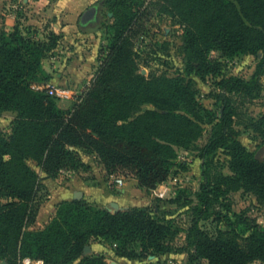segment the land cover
Here are the masks:
<instances>
[{"label": "trees", "instance_id": "16d2710c", "mask_svg": "<svg viewBox=\"0 0 264 264\" xmlns=\"http://www.w3.org/2000/svg\"><path fill=\"white\" fill-rule=\"evenodd\" d=\"M164 10H177L185 25V50L197 63L202 78H216L222 103L218 123L200 157L209 158L224 148L233 176L213 180L204 171L205 184L192 210L187 245L190 264H264V230L255 220L232 213L226 201L244 190L264 204V162L238 140L237 114L231 95L252 98L261 91L264 74V0H161ZM118 17L120 26L109 60L82 103L66 113L44 92L36 91L44 74L46 45L24 37L17 29L0 33V113L17 118L10 136L0 135V256L17 261L41 259L47 264H74L92 240L119 244L117 255L128 259L173 251V227L146 210H97L82 201H64L43 230L29 228L35 221L40 178L28 164L35 161L49 178L62 171L79 170V151L96 153L107 172L136 179L152 191L173 175L177 148L189 149L203 137L201 123L212 113L196 99L192 81L137 73L138 55L125 37L141 15L132 6ZM117 5V4H116ZM123 7V8H125ZM119 14V12H118ZM177 13L174 16H179ZM117 16V14H116ZM214 50L224 56L259 55L254 78L221 77ZM190 72L195 70L191 64ZM151 104L154 109L143 110ZM251 126L264 138V117ZM221 205L222 209L214 206ZM213 218L209 233L201 221ZM139 244L140 255L132 247ZM15 264V262H12ZM79 264H105L84 258Z\"/></svg>", "mask_w": 264, "mask_h": 264}, {"label": "rangeland", "instance_id": "374dc122", "mask_svg": "<svg viewBox=\"0 0 264 264\" xmlns=\"http://www.w3.org/2000/svg\"><path fill=\"white\" fill-rule=\"evenodd\" d=\"M120 2L132 6V12L141 15L131 32L125 35L138 55L137 73L148 79L165 77L192 81L198 103L210 111L212 117L205 115L201 123L203 137L197 143L189 149L177 148L173 175L152 191L141 188L136 179L110 175L100 157L92 152L79 151L84 166L79 170L62 171L58 178H51L50 182L35 161H28L39 175L41 185L34 206L35 221L29 229L40 231L50 223L57 214L58 206L64 202H59L62 199L60 192L71 187L68 184L76 175L90 179L93 185L100 184L101 179V183L108 184L115 200L101 204L93 198H76L72 201H82L94 209L112 214L133 209L146 210L155 219L173 227L176 236L171 245L174 249L169 253L128 259L116 254L119 244L92 240L74 264H79L86 257L102 259L105 264H190L188 228L193 208L201 205L198 194H201L205 184L204 171L209 172L213 180L219 175L233 176V173L224 148L207 159L200 157L201 146L207 143L218 123L222 103L217 100V79L210 76L202 78L196 69L197 63L189 59L184 46L185 25L177 10L173 14L164 10L162 6L165 4L161 0H0V33L17 29L24 37L46 45L42 60L44 74L40 75V83L35 84L34 89L50 96L58 109L70 113L82 103L109 60L120 30L117 18L127 11L124 5L122 8L119 6ZM94 8L97 9L95 20L84 24L87 13ZM175 13L179 16H174ZM210 57L220 64L221 77L233 76L251 81L262 56H224L222 52L214 50ZM190 64L195 67L192 72ZM260 82L261 91L256 96L246 98L232 94L230 97L237 111L233 128L239 133L238 140L264 162V138L251 126L254 121L264 117V74ZM55 90L60 93L65 91L70 98L51 95L50 91ZM142 109H154V106L147 104ZM16 118L14 112L0 113V135L12 134ZM117 179L132 183L128 187V194L118 192L122 184L117 183ZM5 201L0 198V205ZM117 201L125 202L124 206H119ZM226 201L231 203L232 213L246 215L264 230V204L256 195L240 190L232 192ZM214 207L222 209L218 204ZM200 227L214 233L217 224L211 218L201 221ZM132 247L140 255V245L134 244ZM22 260L12 261L0 256V264H21Z\"/></svg>", "mask_w": 264, "mask_h": 264}, {"label": "crops", "instance_id": "0c3cea01", "mask_svg": "<svg viewBox=\"0 0 264 264\" xmlns=\"http://www.w3.org/2000/svg\"><path fill=\"white\" fill-rule=\"evenodd\" d=\"M47 178L48 182L52 181L51 178ZM99 182L100 184L93 185L90 179L84 177L80 178V176L76 175L75 178L70 181V184H68L71 187L66 189L65 191L60 192L62 199H60L59 202L72 201L76 198L87 200H91V198H93L96 203L101 204L115 200L113 195L109 192L108 184L106 182L101 183V179ZM131 185L132 183L128 180L123 181L121 188H118V192L120 191L121 193L128 194V187H130ZM59 202H57L56 204H59ZM124 203L125 202L121 201L118 204L122 207L124 206Z\"/></svg>", "mask_w": 264, "mask_h": 264}, {"label": "built area", "instance_id": "2783aa9c", "mask_svg": "<svg viewBox=\"0 0 264 264\" xmlns=\"http://www.w3.org/2000/svg\"><path fill=\"white\" fill-rule=\"evenodd\" d=\"M37 89L39 88L37 87ZM50 94L51 95L57 94L61 98H70V96L65 91L60 93L58 90H55V91H50ZM116 182L119 184H122L123 180L117 179ZM21 264H47V263L41 259H32V258L27 257V258H23Z\"/></svg>", "mask_w": 264, "mask_h": 264}, {"label": "flooded vegetation", "instance_id": "af4514ba", "mask_svg": "<svg viewBox=\"0 0 264 264\" xmlns=\"http://www.w3.org/2000/svg\"><path fill=\"white\" fill-rule=\"evenodd\" d=\"M96 18V14L90 13V15L86 16V19L83 21L84 24H87L90 21H94Z\"/></svg>", "mask_w": 264, "mask_h": 264}, {"label": "water", "instance_id": "95a60500", "mask_svg": "<svg viewBox=\"0 0 264 264\" xmlns=\"http://www.w3.org/2000/svg\"><path fill=\"white\" fill-rule=\"evenodd\" d=\"M96 12H97V9L94 8V9H92V11L88 12L87 15H90V13L96 14Z\"/></svg>", "mask_w": 264, "mask_h": 264}]
</instances>
